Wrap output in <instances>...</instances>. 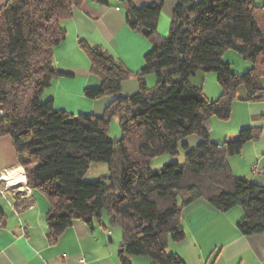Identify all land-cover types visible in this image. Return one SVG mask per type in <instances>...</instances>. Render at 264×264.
<instances>
[{
    "label": "trees",
    "instance_id": "1",
    "mask_svg": "<svg viewBox=\"0 0 264 264\" xmlns=\"http://www.w3.org/2000/svg\"><path fill=\"white\" fill-rule=\"evenodd\" d=\"M84 1L7 0L0 7V138H11L27 187L48 200L49 238L56 239L75 220L90 224L104 212L108 226L121 230L122 263L144 256L151 264H185L166 248L183 240L182 207L198 199L218 212L240 206L239 233L264 234V186L235 175L227 160L258 139L260 129H241L219 143L209 137L211 118H229L239 87L245 89L246 101L264 98L259 84L264 77V5L180 0L167 36L159 38L155 28L163 0L139 7L121 0L137 18L136 24L127 18L129 26L146 28L152 47L137 72V91L123 96L128 69L101 46L78 42L99 78V85L85 88L84 96L112 97L96 116L58 110L52 99H40L53 79L65 75L53 59L54 48L65 39L60 21ZM228 50L250 62L246 72L236 74L223 62ZM199 69L215 72L220 86L215 100L189 83ZM150 73L156 82L148 88L144 78ZM114 116L121 129L118 140L107 133ZM191 134L200 138L195 147L180 144ZM180 146L183 162L151 168L153 158L175 156ZM94 162L106 163L109 174L84 181Z\"/></svg>",
    "mask_w": 264,
    "mask_h": 264
},
{
    "label": "crops",
    "instance_id": "2",
    "mask_svg": "<svg viewBox=\"0 0 264 264\" xmlns=\"http://www.w3.org/2000/svg\"><path fill=\"white\" fill-rule=\"evenodd\" d=\"M6 1L0 0V7ZM129 1L139 7L152 0ZM252 1L264 5V0ZM179 2L162 1L155 28L159 38L167 36L172 12ZM127 8L121 0H106V4L85 0L69 18L60 21L65 39L54 48L53 59L55 68L65 75L53 79L41 95L52 99L56 109L75 115H101L112 99L111 95L97 99L84 96V89L98 86L99 78L91 71L88 57L78 44L80 40L101 46L128 69L130 75L121 84L122 95L137 91L136 75L152 42L129 26ZM248 67L245 65L243 71ZM259 84L264 88V77ZM244 97L245 89L241 86L229 118H211L209 137L219 143L235 138L241 129H260L258 139L246 142L238 154L227 160L235 175L264 186V174L257 175L251 170L254 164L264 168V98L246 101ZM5 170H10L3 176L8 181L23 178L24 170L9 136L0 138V175ZM48 206L45 195L29 187L0 194V264H124L118 256L121 230L109 227L105 214L93 217L90 224L75 220L51 240L45 223ZM241 217V209L233 207L218 212L203 200H194L182 207L183 240L170 242L166 252L178 256L185 264H264V234L241 235L237 229ZM128 264L151 262L147 257L135 256L128 258Z\"/></svg>",
    "mask_w": 264,
    "mask_h": 264
},
{
    "label": "rangeland",
    "instance_id": "3",
    "mask_svg": "<svg viewBox=\"0 0 264 264\" xmlns=\"http://www.w3.org/2000/svg\"><path fill=\"white\" fill-rule=\"evenodd\" d=\"M222 60L223 62H226L227 60H229V63H231L230 64L231 69L236 74H243L244 72H246V71H243L245 68V65L246 66L249 65L250 67V62L248 60H246L243 56L237 54L236 52L232 50H228L226 54L223 55ZM147 76L150 77V80L147 78ZM144 80L148 88L153 87L156 82L155 74L153 73L147 74ZM136 81H137V78H136ZM189 83L192 86H196L200 88L203 94L209 100H215L219 96L220 86L216 80V74L213 71H204V70L199 69L193 75L189 76ZM218 89L219 91L217 92ZM135 92L136 91H134L133 93ZM133 93H130V95ZM44 98L45 96L40 97L42 101L47 100ZM96 116H100V115H96ZM107 130H108L107 131L108 137L110 139L112 140L120 139L121 129H120V125H119V122L116 116L112 117L111 120L109 121ZM199 141H200V138L197 135L191 134V135H188L182 138L180 144L185 143L188 145L189 148H193L199 143ZM183 161H184V151L182 150L180 146L178 150V154H176L175 156H170L167 153L161 154L151 160L150 166L152 169L157 170V169L162 168V166L166 163H169V162L181 163ZM115 163L116 165L118 164L117 157L115 159ZM108 174H109V169L106 163L94 162L89 166L87 172L83 175L82 179L84 181H95ZM234 209H241V208L240 206H235ZM102 214L104 215V212Z\"/></svg>",
    "mask_w": 264,
    "mask_h": 264
},
{
    "label": "built area",
    "instance_id": "4",
    "mask_svg": "<svg viewBox=\"0 0 264 264\" xmlns=\"http://www.w3.org/2000/svg\"><path fill=\"white\" fill-rule=\"evenodd\" d=\"M251 170L253 173L258 175L264 174V168L258 167L256 164L252 165ZM9 171L5 170L0 175V183H4L3 186H0V194L3 196L6 194L7 191H19V190H23L24 188L26 189L27 187V180L25 174L23 175L24 180L21 182L19 181L9 182L7 179H4L3 176L5 174H8Z\"/></svg>",
    "mask_w": 264,
    "mask_h": 264
},
{
    "label": "water",
    "instance_id": "5",
    "mask_svg": "<svg viewBox=\"0 0 264 264\" xmlns=\"http://www.w3.org/2000/svg\"><path fill=\"white\" fill-rule=\"evenodd\" d=\"M126 16H127L128 20H129L130 24H136L137 23V18L135 17V15H134V13H133L131 8H127ZM141 32L144 35H148L149 34V31L146 28H142Z\"/></svg>",
    "mask_w": 264,
    "mask_h": 264
},
{
    "label": "bare ground",
    "instance_id": "6",
    "mask_svg": "<svg viewBox=\"0 0 264 264\" xmlns=\"http://www.w3.org/2000/svg\"><path fill=\"white\" fill-rule=\"evenodd\" d=\"M24 179H16V180H12V181H9V182H16V181H19V182H21V181H23Z\"/></svg>",
    "mask_w": 264,
    "mask_h": 264
}]
</instances>
